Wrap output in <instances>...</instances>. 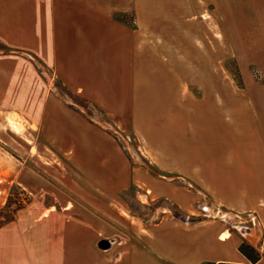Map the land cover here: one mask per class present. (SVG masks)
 <instances>
[{"label": "crops", "instance_id": "obj_1", "mask_svg": "<svg viewBox=\"0 0 264 264\" xmlns=\"http://www.w3.org/2000/svg\"><path fill=\"white\" fill-rule=\"evenodd\" d=\"M152 1L185 0H0V138L7 139L8 130L17 135L27 129L31 141L19 145L30 144L31 157L50 150L58 166L79 162L88 177L118 183L119 159L104 150L112 139L48 89L41 67L110 120L141 122L158 115V125L149 127L147 136L157 134L161 151L175 155L176 174L191 178L214 209L235 218L191 215L179 191L177 208L194 220L163 216L144 223L122 207L120 216L142 232V243L118 242L110 264H264V0H207L215 3L223 32L243 56L240 63L252 60L261 80L259 95L249 90L250 101L242 95L244 88L233 102L231 92H224L227 101L218 105L208 99L205 125L198 118L199 98L185 93L177 63L172 68L160 58L153 60L151 44H141V33L114 16L140 3L141 17L151 18L147 9ZM57 214L32 215L38 221L30 230L12 223L1 228L0 264H70L72 243L82 236L73 239ZM44 243L52 247L45 255ZM242 244L259 259L241 252ZM42 257L47 260L41 262Z\"/></svg>", "mask_w": 264, "mask_h": 264}, {"label": "rangeland", "instance_id": "obj_2", "mask_svg": "<svg viewBox=\"0 0 264 264\" xmlns=\"http://www.w3.org/2000/svg\"><path fill=\"white\" fill-rule=\"evenodd\" d=\"M136 5L129 11H116L115 18L137 29L142 36L141 44H151L153 60L160 58L173 64L172 68L177 63L178 71L184 75L185 93L191 92L199 98L200 125L206 119L203 110L208 99L215 98L218 105L227 101L224 92H231L233 102L243 88L246 91H242V95L248 101L249 90L259 95V66L246 59L247 63H240L244 61L243 56L223 32L222 19L214 2L152 1L147 9L151 18L146 14L141 17L142 7L140 3ZM40 71L53 94L58 93L66 106L112 139V144L105 142L104 150L119 159L121 176L115 184L108 177H88L89 172L85 167L81 169L79 162L63 161L65 167L58 166L51 159L50 150L45 155L35 154L32 160L30 144L19 145L26 139L31 141L29 131L21 129L16 135L8 130L7 139L0 138V229L12 223L30 230L38 221L32 215H39V219L56 210L66 223L67 233L73 239L82 236L81 241L72 243L70 264H110L120 247L118 242L142 243V234H139L142 232L135 231L120 216L122 207L127 208L130 217L135 216L144 223L158 222L163 216L179 221L194 220L191 215L235 218L234 214L214 209L206 191L191 178L176 174L179 168H176L175 155L161 151L157 134L147 136L151 131L149 127L158 125V115L143 118L141 122L128 117L110 120L89 99L63 85L52 70L41 67ZM210 95L215 97L208 98ZM136 126L141 129L135 130ZM41 138L42 135L37 140L41 142ZM50 148L59 155L55 147ZM117 149L119 154H116ZM32 150L36 153L35 146ZM175 191L188 199L189 212L194 214L179 211ZM203 205L209 206L210 211H202ZM103 240L110 242L109 248L99 245ZM40 248L43 252L52 249L48 243L41 244ZM43 257L41 262L47 260Z\"/></svg>", "mask_w": 264, "mask_h": 264}, {"label": "trees", "instance_id": "obj_3", "mask_svg": "<svg viewBox=\"0 0 264 264\" xmlns=\"http://www.w3.org/2000/svg\"><path fill=\"white\" fill-rule=\"evenodd\" d=\"M248 245L242 244L240 247L241 252H243L248 258H250L253 261H256L259 259V254H253L254 251L249 252ZM209 264V263H207Z\"/></svg>", "mask_w": 264, "mask_h": 264}, {"label": "water", "instance_id": "obj_4", "mask_svg": "<svg viewBox=\"0 0 264 264\" xmlns=\"http://www.w3.org/2000/svg\"><path fill=\"white\" fill-rule=\"evenodd\" d=\"M99 245H100L102 248L106 249V248H109V247H110V242L107 241V240H103V241H101V242L99 243Z\"/></svg>", "mask_w": 264, "mask_h": 264}]
</instances>
